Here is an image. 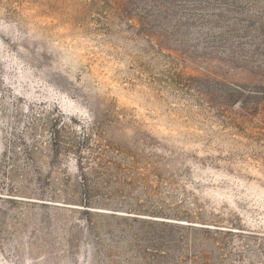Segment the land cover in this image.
<instances>
[{"label": "rangeland", "instance_id": "rangeland-1", "mask_svg": "<svg viewBox=\"0 0 264 264\" xmlns=\"http://www.w3.org/2000/svg\"><path fill=\"white\" fill-rule=\"evenodd\" d=\"M16 1L0 4V264H264V0ZM82 130L118 164L87 175L88 207L65 180ZM60 185L70 201L48 198Z\"/></svg>", "mask_w": 264, "mask_h": 264}, {"label": "trees", "instance_id": "trees-1", "mask_svg": "<svg viewBox=\"0 0 264 264\" xmlns=\"http://www.w3.org/2000/svg\"><path fill=\"white\" fill-rule=\"evenodd\" d=\"M48 1L49 0H17L16 3L19 6H22L24 2H28L31 5L35 4L40 7H44V11H47L48 8L49 9L51 8ZM1 3H2V0H0V4ZM8 13H9L8 15L10 16L21 18L20 12H17L16 10L10 11ZM59 126H60V129L55 128L53 130V135H54L53 142L57 144H60L63 142L61 139L60 130L63 131V130L68 129V126L65 124L64 121H62ZM93 136H94L93 130H90L89 133H87L86 130L85 131L82 130L79 132L78 135L71 133L72 138H71V141H69L68 143L70 146L68 147V150H71L72 152H74V154L78 153L77 154L78 159H77L76 165L78 166L80 175L77 177V179L70 175H66L65 180L70 181L72 178L75 179L80 191L77 193L76 190L75 191L73 190V193L77 194V196L83 195L82 199H80L79 202L83 203L85 207H88L91 204L90 203V188L88 185L91 179H89L87 175L93 176L94 174L98 173L97 171H99V173L102 174L109 170L115 169L118 165L113 157H107V155L106 156L103 155L104 151L103 149H101L102 145L99 142H93L92 140ZM106 152L108 153L109 151H106ZM85 154H86V157H84ZM94 154H97V155L100 154L101 156L96 157V155ZM85 164H87L86 167L84 166ZM87 171H90V172H87ZM60 186L61 187L57 186L55 190L51 189L49 192L48 198L53 200L55 198V194L63 193L64 198L62 200L70 201L68 198L69 196H73V195H70L67 189H63L64 185H60ZM56 190L58 193H56ZM84 224L88 226L87 227L88 230L93 229V223L91 221L85 220Z\"/></svg>", "mask_w": 264, "mask_h": 264}]
</instances>
